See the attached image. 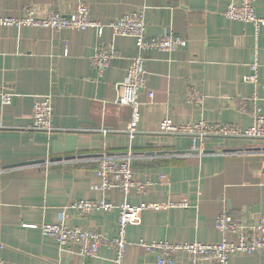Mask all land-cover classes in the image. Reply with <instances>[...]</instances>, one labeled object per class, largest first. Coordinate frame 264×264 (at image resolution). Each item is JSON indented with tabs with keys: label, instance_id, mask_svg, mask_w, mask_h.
<instances>
[{
	"label": "crops",
	"instance_id": "crops-1",
	"mask_svg": "<svg viewBox=\"0 0 264 264\" xmlns=\"http://www.w3.org/2000/svg\"><path fill=\"white\" fill-rule=\"evenodd\" d=\"M243 0H0V18H20L29 7L40 15L55 11L71 16L80 3L90 20L101 25L127 13L142 11L146 36L172 34L187 47L173 53L145 54L146 86L139 92L138 133L126 128L131 109L116 103L131 58L137 55L130 37L97 30L54 31L0 27V250L4 264H83L77 247H59L40 230L63 224L93 230L103 238L117 234L118 211L81 217L69 208L74 201L107 199L119 206L149 207L138 226L126 231L122 264H155L137 244L199 242L217 244L222 236L216 218L227 211L242 223L264 214V141L210 138L204 154L190 151L188 138L162 135L159 124L252 125L253 100L264 114V26L256 37L250 23L230 21L225 11ZM264 19V0H253ZM111 46L117 58L98 73L91 65L96 50ZM256 66V84L243 83ZM202 96L201 106L186 101L187 87ZM153 96L150 98L149 94ZM52 99L50 133L29 131L39 96ZM245 109V112H243ZM132 154L133 171L149 182L139 197L118 190L104 192L97 175L102 156ZM165 177L161 181V177ZM188 202L189 208L178 206ZM160 209L156 210L155 208ZM234 241L235 236L227 235ZM113 252L102 246L90 264H114ZM176 264H190L184 253ZM229 264H264V254H236Z\"/></svg>",
	"mask_w": 264,
	"mask_h": 264
},
{
	"label": "built area",
	"instance_id": "built-area-1",
	"mask_svg": "<svg viewBox=\"0 0 264 264\" xmlns=\"http://www.w3.org/2000/svg\"><path fill=\"white\" fill-rule=\"evenodd\" d=\"M89 6L80 3L71 16H64L55 11H48L44 15L38 13L37 8L29 7L20 18H0V27H31L49 29L57 32L76 30L84 31L88 28L97 30L101 36L104 28H109L114 36L130 37L134 40L137 55L131 58L127 75L123 83L118 85L116 103L129 106L131 109L130 122L126 128L127 134L134 138L138 133L140 121L139 92L146 86V71L144 68L145 54L150 51L173 53L185 49L187 42L172 34H163L153 38L146 36L144 13L135 11L124 14L115 22L101 25L90 20ZM225 17L230 21L250 23L254 26L256 37L264 26V19L255 15L253 0H243L240 4L230 3L225 11ZM117 54L111 46H100L91 59L92 67L102 73L108 69ZM251 74L243 77V83L256 84V66L250 67ZM152 98L153 94H149ZM186 101L190 105L201 106L204 97L194 87H187ZM3 105L10 103V94L0 92ZM257 100H253L251 112L252 125L248 129H241L227 124H196L176 125L170 119L160 122L158 132L162 135L188 138L191 141L192 153L204 154L202 144L210 138L223 139H249L264 141V114L258 107ZM245 112V109H243ZM52 99L50 95L39 96L32 110V124L29 131L50 133L53 131L51 124ZM2 126L0 125V128ZM133 155L102 156L97 159V175L101 180V190L109 192L118 190L124 195L134 192L139 197H145L149 193L150 183L141 181L133 171ZM165 177H161L164 181ZM189 208V203L168 204L170 207ZM79 216L85 217L101 210L106 212L118 211L117 234L111 239L103 238L93 230L85 231L79 227H67L63 224H43L40 230L44 236L53 239L59 247H77L76 256L83 264H90L102 246H107L113 252L112 262L122 264L127 247L126 231L129 226H138L141 223V214L148 210L146 205L132 206L127 202L117 206L107 199L79 200L69 205ZM160 209L159 207L155 208ZM215 228L221 234L222 240L217 244H203L199 242L171 244L169 242H139L137 245L146 254L155 258V264H176V255L184 253L189 257L190 264H229V258L236 254L251 255L264 254V214L255 223H242L235 220L227 211H223L215 220ZM227 235L235 236L234 241L227 240ZM2 246L0 245V250ZM0 264L4 261L0 256Z\"/></svg>",
	"mask_w": 264,
	"mask_h": 264
}]
</instances>
